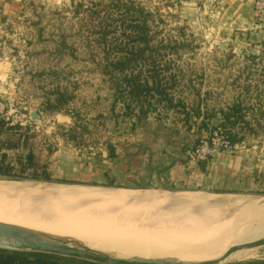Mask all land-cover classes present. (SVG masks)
Listing matches in <instances>:
<instances>
[{
  "label": "rangeland",
  "instance_id": "obj_1",
  "mask_svg": "<svg viewBox=\"0 0 264 264\" xmlns=\"http://www.w3.org/2000/svg\"><path fill=\"white\" fill-rule=\"evenodd\" d=\"M222 3L21 0L17 12L0 28V67L4 70L0 97L10 115L21 122L15 126L23 135L14 140L27 143L14 156H25V150L34 149L36 166L23 175L1 173L0 179L109 191L227 193L241 200L250 196L264 201V186L245 192L162 184L148 172L152 167L146 168L143 162L135 166L133 151L141 143L154 151L166 145L181 147L178 159L202 162L191 156L195 146L215 131L226 137L220 127L223 115L207 112L215 106L225 109V102L241 98L245 106L232 126L240 140L231 142L235 145L231 150L221 152L230 156L251 152L255 167L264 160V41L252 42L239 31L230 35L220 27ZM99 59L107 62L109 77L141 74L145 79L151 76L148 72H160L162 84L170 88L172 105L154 93L153 84L150 93L143 94L151 102V106L148 100L143 104L149 108L146 115L138 113L142 104L132 102V111L123 101L105 100L107 93L115 91L103 85V67L94 66ZM80 92L93 100L99 96L98 104L85 107L76 95L79 111L75 112L73 104L59 98L60 94ZM155 96L156 105L152 103ZM58 101L63 102L62 108L55 110L52 107ZM134 111L139 116L131 114ZM69 133L80 136L74 140ZM162 162L153 159L152 164L158 167ZM260 168L259 177L264 179V164ZM48 173L50 179L45 178ZM201 219L196 217L197 221L217 223L210 234L216 243L225 233L224 223L231 226L226 219ZM262 236L264 228L242 227L231 238L230 247ZM49 259L60 264H94L64 256ZM231 259L239 260L226 264H264V246L253 253L239 251Z\"/></svg>",
  "mask_w": 264,
  "mask_h": 264
},
{
  "label": "bare ground",
  "instance_id": "obj_2",
  "mask_svg": "<svg viewBox=\"0 0 264 264\" xmlns=\"http://www.w3.org/2000/svg\"><path fill=\"white\" fill-rule=\"evenodd\" d=\"M260 200L250 196L241 200L227 193L109 191L0 179V221L79 237L107 250L148 256L219 255L242 227L264 228V201ZM196 217L230 220L231 226L224 223L225 233L216 243L210 234L217 223L197 221Z\"/></svg>",
  "mask_w": 264,
  "mask_h": 264
},
{
  "label": "crops",
  "instance_id": "obj_3",
  "mask_svg": "<svg viewBox=\"0 0 264 264\" xmlns=\"http://www.w3.org/2000/svg\"><path fill=\"white\" fill-rule=\"evenodd\" d=\"M20 1L0 0V28L5 25L8 16L17 12ZM222 1L221 20L218 23L220 27L228 31L230 35L239 31L249 41H264V30L259 29L256 24L255 0ZM3 72L4 70L0 67V74ZM140 145L137 144L133 151L136 155L135 166L143 162L146 168L152 167L148 172L158 183L196 186L205 189L216 188L224 191L239 189L245 192L264 186L263 177H259V173L263 172L260 167L263 166L264 160L255 167L251 152L236 156L221 152L213 160L196 162L178 159L176 155L181 147L166 145L159 151H154L155 149H151L152 147L146 143ZM153 159L163 162L156 167L152 164Z\"/></svg>",
  "mask_w": 264,
  "mask_h": 264
},
{
  "label": "trees",
  "instance_id": "obj_4",
  "mask_svg": "<svg viewBox=\"0 0 264 264\" xmlns=\"http://www.w3.org/2000/svg\"><path fill=\"white\" fill-rule=\"evenodd\" d=\"M94 66L103 67L102 72L105 75L102 76V83L104 86H107L108 88H111L115 91V93H107L105 100H110L115 104L118 101H123L124 104L127 105L126 109H131L132 111V102H134L138 106L142 104L140 105L141 108L138 112L139 115H146L149 113V108H145L143 106V104L147 102V100L149 101V99H147V97L143 98V94L150 93L152 84L155 85L154 88L156 89H153L155 90L154 93H157V96H159L161 99H167L169 105H172V102L174 101L171 96L172 94H170V88L162 84V78L160 77V75L162 74L158 71H156L155 73H153L152 71L148 72V75L151 76H147L145 79L142 78L141 74H132L131 76L123 79L122 77L108 76L109 72L106 70L108 64L104 59H99L98 62H95ZM125 88H127L128 90H126ZM76 95L79 97L78 100H82V105H84L85 107H91L92 105L95 106L100 100L99 96L96 97L95 100H93L92 98H88L86 95L82 94V92L75 95H72L70 93L60 94L59 98H65L66 102L74 105V111L78 112L79 110L75 106L78 104ZM157 96H155V101L152 100V103L155 105L156 103H158V99H156ZM169 96L170 98H168ZM87 101H90V104H88ZM150 103L151 102L149 101V106H151ZM244 103V99L241 98L237 99L233 103L225 102L224 106H227V108L225 109H219L215 106L211 111L209 110L207 112V114L209 115H215L214 112L219 111V113L223 115L224 121L220 123V127L223 128L222 130L226 135V138H228L233 143H236L238 140H240L237 134L233 132L232 126L239 121V114L242 112L243 106H245ZM47 104H49V100L45 105ZM62 104L63 102L58 101L52 108H54L55 110L61 109ZM181 105L184 108L187 107L185 106L186 104L181 103ZM131 114L139 116L138 114H135V111ZM19 132H21L20 135H17L16 133ZM4 133L5 137L2 135ZM69 134L70 138L74 140H78L80 136V134ZM21 135H23V132L19 129V126H9L4 120H0V174L3 173L10 175L17 172L20 175H23L27 173L28 170L36 166V152L34 151V149L30 148L25 150V156H22L21 154L14 156L15 151L19 152L20 149H24V143L27 145V143L24 142L23 139H19L16 141L14 140V136L21 137ZM44 171H46L45 168ZM45 178L50 179L51 175L48 173L45 175ZM50 257L53 256L32 252H11L0 250V264H60L55 260H50Z\"/></svg>",
  "mask_w": 264,
  "mask_h": 264
},
{
  "label": "water",
  "instance_id": "obj_5",
  "mask_svg": "<svg viewBox=\"0 0 264 264\" xmlns=\"http://www.w3.org/2000/svg\"><path fill=\"white\" fill-rule=\"evenodd\" d=\"M37 114L35 113V116ZM264 246V236L229 247L212 257L148 256L96 247L90 241L69 235L0 221V250L32 252L50 256H64L94 264H226L234 254L249 250L252 253Z\"/></svg>",
  "mask_w": 264,
  "mask_h": 264
},
{
  "label": "built area",
  "instance_id": "obj_6",
  "mask_svg": "<svg viewBox=\"0 0 264 264\" xmlns=\"http://www.w3.org/2000/svg\"><path fill=\"white\" fill-rule=\"evenodd\" d=\"M254 8L256 11V24L264 29V0H255ZM4 99L0 97V120H4L7 125L15 126L19 125L18 120H15L6 110V104ZM235 147L229 139H227L222 133L215 131L214 136L207 140H201L192 152V157L199 161L210 160L217 156L222 150H231Z\"/></svg>",
  "mask_w": 264,
  "mask_h": 264
}]
</instances>
